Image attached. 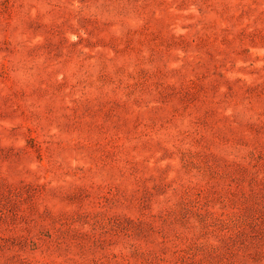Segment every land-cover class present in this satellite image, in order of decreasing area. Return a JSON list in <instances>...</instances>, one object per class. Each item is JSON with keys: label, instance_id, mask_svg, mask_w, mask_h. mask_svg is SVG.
<instances>
[{"label": "rangeland", "instance_id": "rangeland-1", "mask_svg": "<svg viewBox=\"0 0 264 264\" xmlns=\"http://www.w3.org/2000/svg\"><path fill=\"white\" fill-rule=\"evenodd\" d=\"M0 264H264V0H0Z\"/></svg>", "mask_w": 264, "mask_h": 264}]
</instances>
